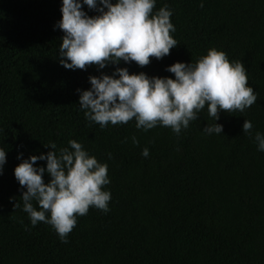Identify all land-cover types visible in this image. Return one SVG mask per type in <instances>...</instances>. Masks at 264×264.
<instances>
[{
  "label": "trees",
  "instance_id": "trees-1",
  "mask_svg": "<svg viewBox=\"0 0 264 264\" xmlns=\"http://www.w3.org/2000/svg\"><path fill=\"white\" fill-rule=\"evenodd\" d=\"M165 5L177 42L167 56L143 67L121 61L66 70L58 56L63 32L54 30L61 0H0V264H264V152L254 140L264 134V0H155L153 14ZM210 49L244 66L257 95L244 112L220 111L214 121L205 105L176 135L159 125L138 130L134 119L102 129L79 109L76 90L90 88L89 76L121 67L174 79L166 67L194 64ZM244 120L250 134L242 133ZM213 123L220 135L201 132ZM69 140L107 164L102 190L111 199L107 213L90 207L77 216L63 243L50 225L31 226L13 170Z\"/></svg>",
  "mask_w": 264,
  "mask_h": 264
},
{
  "label": "clouds",
  "instance_id": "clouds-1",
  "mask_svg": "<svg viewBox=\"0 0 264 264\" xmlns=\"http://www.w3.org/2000/svg\"><path fill=\"white\" fill-rule=\"evenodd\" d=\"M82 6L98 15L89 17ZM154 6L155 0H61V19L54 24V30L63 32L59 64L66 70H85L88 66L104 69L121 61L143 67L150 57L160 60L167 56L177 46L170 36L175 31L170 22L172 12L165 5L153 14ZM165 71L174 79L149 78L143 72L129 74L121 67L111 75L89 76L90 88L76 90L79 109L102 129L134 119L138 130L159 125L179 135L190 121L197 120L205 105L209 117L216 121L220 111L244 112L257 101L241 62L230 63L226 54L216 49L208 50L194 64L178 62ZM251 129V121L244 120L242 133L250 134ZM201 132L220 135L222 125L207 124ZM131 140L134 145L138 143L135 137ZM254 140L257 150L264 152V134L256 132ZM44 147L51 151L22 160L13 176L25 189L20 198L31 226L46 223L61 242L67 243L77 216L86 215L90 207L109 211L111 193L102 190L110 183L107 164L98 163L74 140L58 153L55 143ZM141 155L147 157L148 149L144 148ZM37 161H45L46 167H34ZM5 163L6 152L0 148V172ZM45 173L50 177L46 184L42 179ZM19 206L15 203L14 208Z\"/></svg>",
  "mask_w": 264,
  "mask_h": 264
}]
</instances>
